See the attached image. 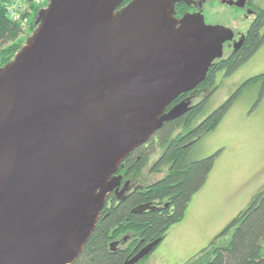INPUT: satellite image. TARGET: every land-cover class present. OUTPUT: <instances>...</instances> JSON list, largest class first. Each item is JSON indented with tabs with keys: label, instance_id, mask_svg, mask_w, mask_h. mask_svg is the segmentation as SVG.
<instances>
[{
	"label": "water",
	"instance_id": "obj_1",
	"mask_svg": "<svg viewBox=\"0 0 264 264\" xmlns=\"http://www.w3.org/2000/svg\"><path fill=\"white\" fill-rule=\"evenodd\" d=\"M123 1L48 0L0 68V264L72 263L121 162L232 36L201 14L174 29L179 0Z\"/></svg>",
	"mask_w": 264,
	"mask_h": 264
},
{
	"label": "trees",
	"instance_id": "obj_2",
	"mask_svg": "<svg viewBox=\"0 0 264 264\" xmlns=\"http://www.w3.org/2000/svg\"><path fill=\"white\" fill-rule=\"evenodd\" d=\"M127 1L124 0L117 9ZM10 2L0 0V68L13 59L33 33L38 13L46 7L48 0H24L17 21L6 14V6ZM252 8L256 11V17L248 27L240 50L224 61L226 75L251 57L264 42V33L261 32L264 10ZM217 66L219 68L220 65ZM211 74L200 85L209 93L200 94V89L194 92V100L184 113L163 122L155 136L131 151L117 171H124L128 177L138 181L143 169L153 162L148 171L158 173L165 168L164 175L146 185L140 183V189L120 196L110 192L90 236L78 257L70 264H124L155 242L147 253L132 263L145 264L169 227L182 220L192 195L206 181L216 155L193 157L191 148L202 134L212 131L219 124L237 94L236 90L200 121L194 122L203 112L208 97L218 88ZM256 80L264 82V73L245 83ZM143 204L150 207L140 212L133 211V208ZM263 243L264 189L256 193L247 207L239 211L207 246L191 256L185 264H264L261 252Z\"/></svg>",
	"mask_w": 264,
	"mask_h": 264
},
{
	"label": "rangeland",
	"instance_id": "obj_3",
	"mask_svg": "<svg viewBox=\"0 0 264 264\" xmlns=\"http://www.w3.org/2000/svg\"><path fill=\"white\" fill-rule=\"evenodd\" d=\"M250 6L264 10V0H251ZM246 14L248 9L243 11L220 2L204 7L208 24L231 28L235 37L246 32L250 25L252 16ZM261 32L264 33V25ZM263 73L264 42L234 72L218 75V88L208 97L203 112L194 122L236 90L237 94L219 124L202 134L191 148L193 157L216 154L213 167L204 184L192 195L182 220L169 227L145 264H185L264 189V82L245 83ZM151 163L141 172L139 183L146 185L164 175L165 168L162 172H149ZM261 252L264 256V243Z\"/></svg>",
	"mask_w": 264,
	"mask_h": 264
},
{
	"label": "flooded vegetation",
	"instance_id": "obj_4",
	"mask_svg": "<svg viewBox=\"0 0 264 264\" xmlns=\"http://www.w3.org/2000/svg\"><path fill=\"white\" fill-rule=\"evenodd\" d=\"M129 1L130 0H128L126 3H128ZM217 2L224 3L226 5L236 6L240 9H242L243 11L245 9H248L249 14L248 15L246 14L245 16L246 17L252 16L251 22L256 17V11L250 6L251 0H179L178 2H176L174 4V12H172V16L175 18V22L172 24V27L174 29H178L180 26H184V24L187 23V22H185L186 17H190L189 20H192L196 17L198 18L200 14L203 17L204 22L206 24H208L206 22L205 16H204V7L206 4L213 5L214 3H217ZM227 2H232V3L228 4ZM177 8H178V10H177ZM208 25H213V24H208ZM229 29H231V28H229ZM231 31H232L231 38L229 40H224L222 42L220 57H217V58H214L213 60H211L210 64L208 65V68L206 70V73H205L204 77L201 79V81L194 88L189 89L187 91H184V92L180 93L179 95H177L164 108V111H163L164 113L168 112L170 109H172L175 106H179V108H183V109L188 108V106L192 103V100H194L192 97L194 92L198 91L199 89H200V94H204V95L208 94L209 90L200 88V85L204 81V79L208 75H210V73H212L211 75L213 76V80L215 82H217L216 79H217L218 75L222 74V75L226 76V69H225L226 67H224L225 66L224 61L229 56L235 54L237 51L240 50L242 44L244 43L248 29L244 33L237 34L236 37L234 35V34H236V32L232 29H231ZM225 35H227V34H224V33L217 34L216 40L223 39V36H225ZM212 53L215 54L216 51H213ZM218 64L220 65L219 68L217 66ZM216 68H218V69H216ZM166 121H168V120H166ZM155 133L152 136H155ZM148 140H147V142H148ZM147 142H145V143H147ZM151 165H153V163ZM117 171L111 180V185H112V187L110 189L111 191H109L106 194V197L112 191L115 194H117L118 196H120V195L128 193L130 190H135L137 188H139V189L141 188L140 183L138 181L133 180L132 177H128L126 172L122 171V172L118 173ZM106 197H105V200H106Z\"/></svg>",
	"mask_w": 264,
	"mask_h": 264
},
{
	"label": "built area",
	"instance_id": "obj_5",
	"mask_svg": "<svg viewBox=\"0 0 264 264\" xmlns=\"http://www.w3.org/2000/svg\"><path fill=\"white\" fill-rule=\"evenodd\" d=\"M23 3L24 0H11L6 6V14L11 20H19V11L23 10Z\"/></svg>",
	"mask_w": 264,
	"mask_h": 264
}]
</instances>
